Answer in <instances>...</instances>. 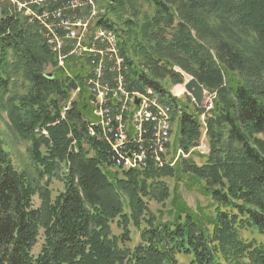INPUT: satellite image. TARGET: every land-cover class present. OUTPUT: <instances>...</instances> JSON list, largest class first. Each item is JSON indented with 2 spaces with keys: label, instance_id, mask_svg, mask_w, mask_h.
<instances>
[{
  "label": "trees",
  "instance_id": "1",
  "mask_svg": "<svg viewBox=\"0 0 264 264\" xmlns=\"http://www.w3.org/2000/svg\"><path fill=\"white\" fill-rule=\"evenodd\" d=\"M96 1L97 25L118 33L129 88L151 89L171 106L168 162L113 169L108 143L88 133V61L67 59L70 76L47 71L58 65L49 46L2 5L0 107L31 142L32 172L15 166L0 136V264H180L181 255L192 264H264V242L244 234H264V0H145L151 12L141 22L139 0ZM175 66L205 87L211 110L167 89L162 78L184 80ZM204 113L209 154L198 164L191 156ZM185 177L208 199L197 211L178 188ZM53 178L65 186L55 197ZM151 201L170 204V219L159 220Z\"/></svg>",
  "mask_w": 264,
  "mask_h": 264
},
{
  "label": "built area",
  "instance_id": "2",
  "mask_svg": "<svg viewBox=\"0 0 264 264\" xmlns=\"http://www.w3.org/2000/svg\"><path fill=\"white\" fill-rule=\"evenodd\" d=\"M2 5H7V13L22 15L36 28L69 76L67 59L88 61L82 71L90 108L88 133L108 143L114 167L143 169L150 158L159 167L168 162L164 155L172 126L171 106L151 89L129 88L118 33L97 25L101 11L96 0H0V18ZM79 93L80 85L71 92L62 118ZM207 97L210 109L213 100ZM195 150L209 151L206 130Z\"/></svg>",
  "mask_w": 264,
  "mask_h": 264
},
{
  "label": "rangeland",
  "instance_id": "3",
  "mask_svg": "<svg viewBox=\"0 0 264 264\" xmlns=\"http://www.w3.org/2000/svg\"><path fill=\"white\" fill-rule=\"evenodd\" d=\"M139 2H141V8L140 9L142 11V14L146 13V11H149V10L151 12V9L149 7V3H147L145 0H139ZM130 13L131 12H128L126 15H124L121 18V20H119L121 25H123L124 20L130 18V16H131ZM142 14L140 15V17H138V22H141L140 20H143L145 15L144 14L142 15ZM212 24H214L215 26H220V24H218L216 22H212ZM235 29H236V31L243 33V34L237 33L239 38L241 39V43H244V45H251L252 44L253 37H251V35L246 34L245 31H241L240 27L235 28ZM67 67L69 69L68 65H67ZM58 68L61 69L56 64L55 66H49L47 68V71L56 72V70H58ZM175 69L179 70L180 72L182 71V69L180 67H176ZM77 70H78L77 72H79V69H77ZM69 71H71V69H69ZM149 71L150 70H148V72ZM157 71H159V70H157ZM157 71H155V73H157ZM181 73L184 75V80L182 83H173L172 82L173 80L171 81L172 78H170L168 76L165 78H162L161 81L164 82L167 89L173 95L177 94L178 95L177 98L182 100L184 103L189 104L190 107H193L192 105L194 104L193 102H195V101H194L193 97L186 90L185 84L190 79H192L194 77L191 76L190 74L184 72V71ZM65 74L68 75L66 72H65ZM206 92H207V90H206ZM208 96H210L213 99V97L211 95L208 94ZM207 100H208V97L205 99V102H204L205 109H207L206 108L207 106L209 107V102H206ZM67 103H68V101H66V105H67ZM85 108H86L85 111L90 113V108L88 106H85ZM207 110L209 111V110H211V108L207 109ZM86 116H87V114H86ZM206 117L207 116H205V120H204L205 123H204V121L202 122V123H204V125H206ZM46 135H48V134H46ZM0 136L2 137V139L4 141L6 150H8L10 152L12 159L14 160L15 166L19 170H26V171L32 172V166H31V162H30L31 160H30V155L28 152V147L31 144V142L29 140L22 138L18 134V132L14 128L13 123L11 122V120L9 118L7 111H5L1 107H0ZM208 154H209V151L207 153H204V154L194 153L191 156V158H192L191 161H194L198 164H201V163H203L204 157ZM113 169L117 170V168H115V167H113ZM179 181H180L179 186L178 185L177 186L180 189V193H181L182 197L187 202L189 209H192L193 211H197V207L199 204L206 206V204L208 203V199H206L205 195L201 192L202 189H200V185L195 183L196 180H192L190 177H185L183 179V181L182 180H179ZM168 182L170 183L171 187L174 188V186H176V182L173 179H169ZM51 188L53 191V196L55 197L61 191H63L65 189V186L63 184V181H61V179L53 178L52 183H51ZM34 201H35L36 206L40 205L39 197H35ZM149 205H150V208L157 215L159 220L166 221V220L170 219V216L168 214L170 208L172 207L170 204H168L165 207V205H161L158 202L151 201ZM130 228H131L133 242L129 243V244L131 246H134L139 240V231L133 225H131ZM114 230L117 233L120 232V230L117 229L116 227H114ZM244 234L246 236L256 237L258 240L264 242V234H261V235L258 233L250 234L247 232ZM39 247H40V244L38 245L37 249ZM179 263L180 264H192L191 263V257L181 255V256H179Z\"/></svg>",
  "mask_w": 264,
  "mask_h": 264
},
{
  "label": "water",
  "instance_id": "4",
  "mask_svg": "<svg viewBox=\"0 0 264 264\" xmlns=\"http://www.w3.org/2000/svg\"><path fill=\"white\" fill-rule=\"evenodd\" d=\"M185 88L193 97L195 103L201 107L207 95L204 86L197 79L192 78L185 84ZM137 103L139 104V100H137Z\"/></svg>",
  "mask_w": 264,
  "mask_h": 264
},
{
  "label": "crops",
  "instance_id": "5",
  "mask_svg": "<svg viewBox=\"0 0 264 264\" xmlns=\"http://www.w3.org/2000/svg\"><path fill=\"white\" fill-rule=\"evenodd\" d=\"M174 96H176V97H177L178 95H177V94H175Z\"/></svg>",
  "mask_w": 264,
  "mask_h": 264
}]
</instances>
